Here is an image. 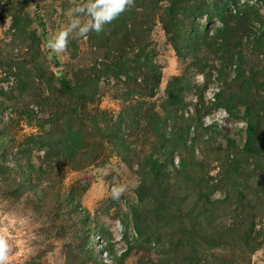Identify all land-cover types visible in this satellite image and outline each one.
Instances as JSON below:
<instances>
[{"label":"rangeland","instance_id":"obj_1","mask_svg":"<svg viewBox=\"0 0 264 264\" xmlns=\"http://www.w3.org/2000/svg\"><path fill=\"white\" fill-rule=\"evenodd\" d=\"M142 1L150 6V12L144 19L137 14L131 21L146 24L143 25L148 33L145 53L158 66L161 79L152 97L135 93L126 98L130 92L128 88L134 89V84H122V77L101 75L102 63L110 60L109 48L113 55H118V46L112 45L113 39L109 47L108 40L105 43L99 40L98 45L93 39V35L100 39L101 32H90L86 38L73 33L66 51L54 53L47 48V43L73 19L74 8L86 0H0V91L9 93L22 84L29 87L17 103L0 96L3 107L0 110V240L10 248L7 264H112L102 242L105 243L108 237L114 254L119 256L127 246L123 233L128 237L134 234L128 205L137 202L136 189L140 179L136 168L157 137L146 132L140 122L139 126L131 128V132L124 129L127 148L122 150V146L116 145L115 151L103 135V127L118 121L123 112L129 113V107L137 101H144L143 109L153 107L164 118L169 111V108L164 109L167 82L176 76L183 75L190 86L183 95L189 104L176 114L180 123L182 119L189 121L196 116L194 104L203 83H206V88L201 91L205 106L212 102V91L228 90L234 66L223 73L222 79L217 77L215 69L211 70L209 80L205 82L204 75L188 67L187 60L179 58L174 51L172 34L165 30L170 24L165 16L168 0H156L154 5L151 0ZM231 1L180 0L182 11L172 22L182 21L185 27L193 21L199 29L207 25L212 31L220 25L214 21L215 12L226 18V5ZM206 4L212 5L214 10L211 18L204 21L202 15L195 14ZM14 16L19 19L15 24ZM257 16L261 17V14L254 10L248 18L252 30L260 27L254 21ZM80 19L84 22L89 18L81 16ZM110 36V30H106L104 37ZM255 36L264 39L257 35V30ZM244 44L246 39L239 50L245 56L248 74L251 68L258 66L257 71L264 78V59L258 52L259 45ZM214 64L219 67L218 62ZM17 65L21 72L16 70ZM83 69H90L87 74L91 78H101L103 86L93 95H64L56 74L67 80L81 81L86 74L78 75V72ZM212 109L208 114H201L195 123L216 125L219 134L214 144L206 143L208 136L205 135L202 139L205 143L200 142V146L195 147L194 159L205 161L207 176L218 186L210 195L215 207L209 216L217 233L206 237L204 226L188 222L183 212L186 213L192 203L176 212L175 216L183 214L180 219L171 214L170 208L169 229L159 228L154 234V238L160 236L157 240L144 242L131 251L122 264H264V189L256 191L255 181L251 179L247 196L243 192L246 204L234 218V206L222 204V201L228 190L230 194L234 191L233 202L237 199L235 190L230 187H237V181L242 178L231 167L229 182L228 160L215 158L216 154H222L229 140L241 149L246 140V124L241 116H226L223 107ZM257 109L264 144V105ZM42 122L43 128L39 126ZM95 124L100 132L94 128ZM171 126L172 121L166 119L165 133ZM195 127L192 124L189 137L194 135ZM77 129H81L78 142L81 146L70 157L68 153L76 147L71 134ZM40 141L44 146L37 148ZM179 161V156L174 154V168L166 164L167 170L178 169ZM260 163L264 171V161ZM240 167L247 173L242 175L245 180L251 172H262L254 167L250 158L246 162L241 160ZM119 188L124 190L119 198H115L114 189ZM211 242L221 244L212 246Z\"/></svg>","mask_w":264,"mask_h":264},{"label":"trees","instance_id":"obj_2","mask_svg":"<svg viewBox=\"0 0 264 264\" xmlns=\"http://www.w3.org/2000/svg\"><path fill=\"white\" fill-rule=\"evenodd\" d=\"M151 3L153 5L156 4V0H151ZM167 7L165 16L167 23L170 24L165 26V30L172 34L171 44L174 46L176 55L179 58H185L188 67H193L202 73L206 78L205 82L209 80L210 71L214 69L217 71V76L222 79L223 73L231 66H234V75L228 85V90H220L215 94L214 102L209 106H205L202 103L201 91L206 88V83H203L198 88V100L194 104L196 116L189 121H184L181 118L182 122L180 123L177 122L179 120L176 118L177 112L189 104L184 101L183 95L190 89V86L182 75L173 77L167 82L164 109L169 108V111L164 118H161L153 107L149 106L147 110L143 109L144 104H146L144 101H137L129 107V113L125 114L123 112L119 116L118 121L106 124L103 127L102 133L107 137L113 149L116 145L119 148L122 146V150L126 149L124 129L126 128L131 132V128L133 129L134 125L139 126L140 122L146 132L157 137L151 143L149 153L141 157L136 168V174L140 179L136 189L137 202H131L128 205L134 234L128 237L127 234L123 233L122 238L126 240L127 246L119 256L114 254L108 237L105 243L102 242L106 252L110 254L109 258L110 261L112 259V264H122L129 253L139 248L144 242L150 243L157 240L160 236L154 238V234L158 232L159 228L169 229L171 223L170 208H172L171 214L174 217L180 219L183 214H186V219L189 223L191 221L194 225L197 224L198 227L204 226L206 237H211L217 233L215 227L210 223L209 216L215 207L210 195L218 186L211 183L210 178L207 176L205 161H196L194 159L195 147L197 145L200 146V142L205 143L202 140L204 136H208L206 143L214 144V139L219 134L216 125L202 126L195 123V120L198 121L201 114L210 113L212 108L224 107L230 116L234 118L241 116L246 122V140L241 149L238 148L234 141L229 140L226 147L222 149L223 156L221 153L215 156L219 160H224V158L228 160L229 172L227 176L229 177V182L231 180V167L234 171L236 169L237 175L242 178L241 181H237V187H230L235 190L237 199L233 202L234 191H231L230 194L228 190L222 204L233 205L234 210L232 212L234 218H236L241 206L243 205L242 207H244L246 204L243 192H246L245 196H247L250 180L254 179L256 191L260 190L262 192L264 189V171L260 163V161H264V144L261 140V116L256 113L257 107L261 104L264 105V97L261 96L264 94V78L262 73L257 71L258 66L255 67L257 69L251 68L250 74H248L244 62L245 56L239 50L240 45H243V39H246V44H244L246 46L252 43L253 45H259L258 52L263 55L264 59V39L260 40L259 37L255 36L256 30L257 35L264 36L262 16H257L254 19L256 23H259L260 27L252 30L248 18L250 13L257 10L255 7L249 5L240 6L236 14H229L226 18H222L217 11L215 16L220 25L212 28L211 31L207 25L199 29L198 25L193 23V21L185 27L182 21L172 22L174 17L182 11L180 0H168ZM141 8L142 11L140 12ZM213 10L212 5L206 4L201 9H198L195 16L205 15L206 19L209 20ZM147 12H150V6H146L142 0H133L132 5L126 7L125 11L122 12V16L119 15L111 23L104 26L100 33V39L96 37L97 35H93V39L96 40L98 45L99 40L102 43L108 40L110 47V40L113 39V47L116 48L118 46V55H113L112 48H109L108 57H110V60L102 63L101 75L106 78L113 77L116 79L122 77V84H134L135 90L131 89V87L128 88L130 92L126 98L135 93L152 97L155 88L160 84L161 71L152 62L151 57L145 53V42L148 33L143 29V25L146 24L142 21L139 23L131 21V19L137 18V14L144 19ZM18 20L17 17H13L14 24ZM106 30H110V37H104ZM215 61L219 63L218 68L215 67ZM16 70L21 72L18 65ZM89 72L90 69H83L78 72V75L86 74L81 81L67 80L64 76L57 73L58 83L63 94L72 97L87 93H90V95L95 94L103 85L101 78L100 80H95L87 74ZM27 89L29 87H26L25 84L16 85L9 93L0 91V96H4L6 99L11 98L17 103L21 101L22 93ZM15 91L17 94H14ZM241 108H243L242 111H240ZM1 109L3 107L0 106ZM37 117L35 116L36 119H38ZM166 119L172 121V126L165 133ZM192 124L196 126L193 128L195 132L193 136L189 137ZM39 126L43 128L44 123H39ZM94 128L99 132L101 131L100 128L96 127V124ZM80 134L81 129H77L71 134L76 147L67 156H74L79 151L81 146L78 145ZM188 140L190 141L189 144ZM34 143L36 144L37 142ZM41 146L44 145L40 141V146H37V148ZM218 150L220 149L218 148ZM174 154H177L180 158L179 168L168 171L166 164L174 168ZM248 158L253 160L254 167L262 170V172H251L247 175L248 180H245L242 175L247 173L240 167V161L244 160L246 162ZM105 161H107V158L104 159ZM28 167L30 168L31 166L28 165ZM25 170L27 171V169ZM190 203L192 205L186 213L183 212L182 215L175 216L176 212H180L183 206H186V209ZM145 218L154 221L146 222ZM184 222L186 223V220ZM124 225L125 228L128 227L127 224ZM185 236L188 240V232H186ZM211 243L212 246L221 244L220 242Z\"/></svg>","mask_w":264,"mask_h":264},{"label":"clouds","instance_id":"obj_3","mask_svg":"<svg viewBox=\"0 0 264 264\" xmlns=\"http://www.w3.org/2000/svg\"><path fill=\"white\" fill-rule=\"evenodd\" d=\"M222 1L223 0H220V2ZM234 1L236 3V0ZM257 1V5L248 3L236 5L235 13L228 12V3L226 5L227 13L228 15H234L237 13L238 7L243 5H249L255 7L261 14L262 18H264V3L261 0ZM132 3L133 0H86L84 4H81L74 8L73 19L68 23V25L64 29L59 32V34L53 40H50L47 43V48H49L54 53H62L66 51L68 47L69 36L71 34L75 33L79 37L86 38L88 33L90 32H101L106 24H109L113 20H115L122 12L125 11L126 7L131 6ZM81 16H87L89 19L87 21L82 22L80 19ZM203 16L205 15H202V17ZM206 20L207 19L205 16V21ZM214 21L219 22L216 18H214ZM219 91L220 90H217L216 92H211L213 93L212 97L210 98L212 101L211 103L214 102L215 94H217ZM223 113H227L226 116H229V113L225 108L223 110ZM243 122L246 124L244 119ZM123 190V188L114 189V197L119 198V195ZM9 251L10 248L7 243L3 240H0V264H7L9 259ZM105 253H107L106 250Z\"/></svg>","mask_w":264,"mask_h":264},{"label":"built area","instance_id":"obj_4","mask_svg":"<svg viewBox=\"0 0 264 264\" xmlns=\"http://www.w3.org/2000/svg\"><path fill=\"white\" fill-rule=\"evenodd\" d=\"M255 4L257 5L258 1L257 0H236V3L234 0H232L231 2H229L228 4V12L231 13H235L236 12V5H242V4ZM203 20L205 21V16H203ZM213 93H210V98L212 97ZM185 115H187V112H185Z\"/></svg>","mask_w":264,"mask_h":264}]
</instances>
